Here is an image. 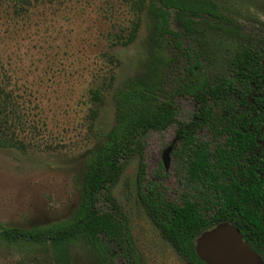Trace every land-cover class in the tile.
I'll return each instance as SVG.
<instances>
[{
    "label": "rangeland",
    "instance_id": "374dc122",
    "mask_svg": "<svg viewBox=\"0 0 264 264\" xmlns=\"http://www.w3.org/2000/svg\"><path fill=\"white\" fill-rule=\"evenodd\" d=\"M212 1L227 17V27L197 20V30L187 36L172 11L170 28L178 31L180 45L167 53L174 51L173 66L184 71V53L197 52L207 77L216 80L226 75L236 50L256 48L263 40L264 0ZM136 5L137 0H0V84L9 100L2 133L8 140L0 145V229L41 227L67 218L78 206L86 158L115 123L112 89L136 75L152 76L164 60L150 15ZM173 103L176 122L144 138L145 181L174 202L185 196L201 204L213 199V189L187 179L175 138L177 121H188L195 105L185 94L175 95ZM197 137L215 145L207 130ZM138 160L128 159L110 187L127 216L138 262L188 264L145 213L137 194ZM85 252L74 248L72 264H91ZM115 261L124 264L122 258ZM0 264L53 261L31 244L0 241Z\"/></svg>",
    "mask_w": 264,
    "mask_h": 264
},
{
    "label": "trees",
    "instance_id": "16d2710c",
    "mask_svg": "<svg viewBox=\"0 0 264 264\" xmlns=\"http://www.w3.org/2000/svg\"><path fill=\"white\" fill-rule=\"evenodd\" d=\"M136 8L150 15L153 40L164 55L162 65L152 76L136 75L112 89L115 123L86 158L80 201L73 212L41 227H1L0 241L36 246L53 264H72L74 248L85 250L91 264H117L118 257L124 264H139L127 216L110 193L124 163L137 155V194L145 213L188 264H206L195 252V239L220 222L236 226L264 264V179L259 176L263 149L254 152L255 136L264 138L259 131L264 125V38L256 48L242 45L230 57L226 75L212 80L197 52L184 53V71L173 66L174 51L167 52L180 45L178 31L170 28L172 11L187 36L197 30V20L214 22L222 30L227 27V17L215 2L137 0ZM132 39L130 35L125 41ZM177 94L190 96L195 105L188 121H177L175 138L187 179L206 181L213 189V199L201 204L185 196L181 203L174 202L145 181L144 138L149 131H162L176 122ZM91 95L101 100L98 91ZM8 104L0 84V145L8 140L2 134ZM202 130L211 134L213 147L210 140L197 137Z\"/></svg>",
    "mask_w": 264,
    "mask_h": 264
},
{
    "label": "water",
    "instance_id": "95a60500",
    "mask_svg": "<svg viewBox=\"0 0 264 264\" xmlns=\"http://www.w3.org/2000/svg\"><path fill=\"white\" fill-rule=\"evenodd\" d=\"M169 150L170 147L162 160L165 167ZM194 249L206 264H263L260 255L243 240L239 229L229 222H220L203 231L195 239Z\"/></svg>",
    "mask_w": 264,
    "mask_h": 264
},
{
    "label": "flooded vegetation",
    "instance_id": "af4514ba",
    "mask_svg": "<svg viewBox=\"0 0 264 264\" xmlns=\"http://www.w3.org/2000/svg\"><path fill=\"white\" fill-rule=\"evenodd\" d=\"M248 100L250 101V97L248 96ZM254 115H257V113H255ZM249 127H250V125H249ZM259 131H261V132H264V125H261V127H260V130ZM255 141H256V144H257V146H256V148H255V150H254V152L256 153V150H258V149H263V152H262V158L264 159V138H257L256 136H255ZM259 141H261V142H259ZM263 171H264V166H263V168H262V171L259 173V176L260 177H263V179H264V174H263Z\"/></svg>",
    "mask_w": 264,
    "mask_h": 264
}]
</instances>
